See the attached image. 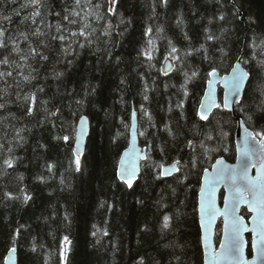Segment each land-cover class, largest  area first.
I'll list each match as a JSON object with an SVG mask.
<instances>
[{"label":"trees","instance_id":"1","mask_svg":"<svg viewBox=\"0 0 264 264\" xmlns=\"http://www.w3.org/2000/svg\"><path fill=\"white\" fill-rule=\"evenodd\" d=\"M26 2L0 0V23L10 34L30 33L36 27L21 23L32 11L21 7ZM45 4L44 22L53 27L46 28L45 23L39 27L47 33L41 37L47 47L39 46L32 36L29 42L48 59L31 61L36 79L20 89L9 80L12 87L0 100L5 103L0 109V143L5 149L0 152L7 156L11 147L19 158L15 170L0 178V264L14 246L18 264H204L198 209L202 176L220 156L235 160L237 121L222 102L207 121L197 113L208 73L213 68L220 74L230 72L236 57L244 53V66L255 75L245 104L253 119L246 124L254 131L264 128L258 108L264 101V0H169L168 7L158 0H81L79 8L74 0H45ZM72 8L95 31L90 43L84 47L73 43L65 53L66 45L51 36L56 35L58 23L77 30V25L61 19ZM221 12L228 22L215 19ZM97 15L104 18L97 22ZM3 16H10L11 23L3 22ZM149 28L151 35L146 34ZM105 30L111 34L105 36ZM206 31L220 40L206 41ZM201 45L208 48L209 60L199 53L185 57ZM172 46L184 58V71L199 73L188 85L187 96L181 90L182 74L160 71ZM20 47L27 51L22 38ZM220 48L229 55L223 57ZM145 51L152 54L151 61L141 55ZM0 71H5L4 66ZM4 87L0 82V89ZM40 88L43 92H37ZM28 93H36L39 102V111L32 116L25 114L22 99H17ZM82 99L84 106L79 107L75 101ZM44 108L60 112L49 117ZM134 110L148 154L139 179L128 188L117 174L130 142ZM237 111L245 120L240 105ZM81 115L90 118L91 133L80 158L81 171H76L74 143ZM14 129H23V141L13 139ZM64 136L69 137L67 142ZM189 140L195 150L186 146ZM176 161L180 171L157 177L160 165ZM46 165H52L51 171ZM21 189L32 197L28 203L3 197L5 190L22 197ZM242 213L249 216L246 209ZM164 216L172 219L169 229L162 231ZM221 228L222 221L218 239ZM65 236L70 244L64 243ZM61 246L66 261L60 258Z\"/></svg>","mask_w":264,"mask_h":264},{"label":"snow or ice","instance_id":"2","mask_svg":"<svg viewBox=\"0 0 264 264\" xmlns=\"http://www.w3.org/2000/svg\"><path fill=\"white\" fill-rule=\"evenodd\" d=\"M111 3H115V0H110ZM76 8H79L81 5V0H74ZM159 5L163 7H168L169 0H158ZM22 8H31L32 11L29 15L23 17L21 21L22 24L30 22L31 25H36L35 28H32L29 32H20L18 36L10 34L7 27L4 26L3 23H0V66H4L5 71H0V82H3L5 85L4 88L0 89V100L3 99L5 95L8 94V88L12 87V84L16 86L17 89H20L22 84H30L32 80L36 79L33 73L36 71L34 67H32L31 61L37 60H47L48 57L44 56L42 52L38 50V47L32 46V43L29 42V36L35 37L39 46L47 47L44 43V40L41 37L47 35L44 31H42L39 27V24L45 23L43 18V11L46 8L45 0H27L25 4L21 5ZM96 8H99V5H95ZM233 7L235 5L233 4ZM76 8L66 9V14L61 18L63 21H66L68 25H77V30L73 31L70 28L65 27L63 24L58 23L55 26L56 35L51 36V39L58 40L62 44L66 45L64 48L65 53L68 49L71 48L73 43H76L79 47H84L86 43H90L92 32L95 31V28L92 27V23L90 21H86L85 17H81V12L77 11ZM154 10V9H153ZM113 9L109 8V12H112ZM238 14V13H237ZM16 15H19L17 12ZM59 15V14H57ZM73 17H77L78 19H74ZM103 16L97 15L95 20L98 22L103 19ZM216 20L220 22H228L227 16L221 12V14L215 17ZM12 18L10 16H3L2 21L11 23ZM123 22V21H122ZM182 21L180 19L177 20V23L180 24ZM212 23V20L209 21V24ZM45 27L51 29L53 26L50 23H45ZM153 29L149 28L146 31L147 35H151ZM66 33V34H65ZM110 30H105L104 35H110ZM21 38L26 45L27 51L25 52L24 48L20 47ZM81 39L85 43H80ZM206 41H219L220 37L215 36L214 33L210 31H206L205 33ZM151 43V41H149ZM223 57L229 55L228 52H225L223 48L218 50ZM195 53L201 54L202 58L205 60H209L208 48L205 45H201L200 48L194 49L192 52H186L185 57L191 56ZM13 54H15V58H13ZM141 55L146 56L148 61L153 59V56L150 52H142ZM166 67L161 68L160 71L163 72L164 75H168L170 71H175L177 74H182L184 77V83L181 84V90L185 96L188 95L187 87L190 83L195 81L199 73L197 71H184V58L181 57L179 50L172 46L168 56L165 57ZM175 62V64L173 63ZM212 63V61H209ZM245 64V60L242 57H236V64L232 66V72L229 78H225V86L229 89V93L233 99L230 100L229 93H226L223 100V108L231 110V106L233 104L240 105L241 111L245 114V120L239 121L240 125L243 126L244 123L251 121L253 119V115L249 114L245 109V104L247 101L248 91L252 88V80L255 79V75L245 70L242 65ZM186 66V65H185ZM27 70V71H26ZM13 72L16 75H13ZM56 77L59 78L61 73H55ZM217 72L215 68L208 73V76H217ZM9 80L12 81V84H9ZM208 84H212V80H208ZM247 85V87H246ZM37 92H43V89H37ZM205 95H211L210 92L205 93ZM262 95H264V89H262ZM145 100L148 99L147 95L143 97ZM17 99H22L25 105V114L28 116H32L34 111H39V102L37 99L36 93H28L23 95V97L17 96ZM86 99V97H85ZM45 104L47 101L44 102ZM76 105L79 107H83L85 100H77L75 101ZM220 108V104H216L214 100H211L207 107L210 109L212 106ZM182 106V105H181ZM5 107V103H0V109ZM262 115H264V101H262L261 105L258 106ZM205 105L201 103L200 111H198V115L201 120H207L208 116L206 111H204ZM44 111L48 113L49 117H57L60 109L49 110L48 108H44ZM141 111L144 112L145 115L147 111L144 109L143 105H141ZM76 115L75 112L72 113ZM133 117H135V112H133ZM86 117L81 115L79 117V123L82 125L86 121ZM148 120L150 122V126L155 127L154 124H151V116H148ZM165 130L169 133V135H173L172 129L165 126ZM23 129H14L15 135L13 139L17 141V143L23 141L24 137L22 136ZM7 133H5V136ZM223 135H227L226 133ZM64 141L67 142L69 137L64 136ZM209 140L212 137H208ZM187 147L194 148L193 141H187ZM203 148V144L200 145ZM5 145L0 143V150H4ZM225 151L227 149H224ZM8 155L3 156V153L0 152V157H2V163H0V178L7 177L10 175L8 172L9 169L15 170V164L18 157H15L12 154V148L8 147L6 149ZM163 152L164 149H161ZM237 151L239 152L238 162L239 168H229V167H221L216 169V173L219 179H227L230 181L229 187L231 190L232 196V204L233 210L239 206L240 203H247L250 211L254 212L255 215L252 218V222L254 224V228L252 229L259 236V255L261 258H264V128L260 131H249L245 128V135L242 142V146L237 147ZM81 153L77 150L75 154V170L81 171V161H80ZM255 157V159H254ZM141 158L147 159V153L143 154ZM192 167L196 166V161H191ZM217 165H223L222 160H218L216 162ZM257 167L258 172L255 179L250 178L248 176L249 167ZM49 171H51L52 165H46ZM160 171L157 173V177L171 175L172 172L180 171V162L176 161L175 164L165 168L163 165H160ZM215 169V166H214ZM207 171V170H205ZM118 178L123 181L124 184L127 185L128 188L133 187L132 180L129 179V176H135V170H125L124 172H118ZM23 193L22 197L19 195H14L12 192L5 190L3 192V197L8 200H16L22 199L23 203H28L32 199L30 195L27 194L23 189L20 190ZM203 191V189H202ZM247 194L252 195V199H247ZM227 199V198H226ZM209 215H214L211 208L209 209ZM172 218L168 216L163 217L162 223V231L169 229L170 220ZM246 230V226L243 224L242 218L236 217L232 222L231 236L229 237L227 243L222 242L221 247L225 249V252L220 255L225 258H230L232 264H241L243 259V241L240 237V233ZM107 235V233H104ZM19 235V231L17 230L15 236L13 237V243H15L16 236ZM64 243L70 244L68 237L65 236L63 238ZM252 248H257V244L253 242ZM35 250V248L33 249ZM16 252L15 248L9 250V257L11 259L12 254ZM60 258L62 261H66L65 249L61 246ZM143 264V261H141Z\"/></svg>","mask_w":264,"mask_h":264},{"label":"water","instance_id":"3","mask_svg":"<svg viewBox=\"0 0 264 264\" xmlns=\"http://www.w3.org/2000/svg\"><path fill=\"white\" fill-rule=\"evenodd\" d=\"M239 57H242L244 59V53H241ZM242 67H244L245 70L248 71L244 65H242ZM216 72L218 75L214 77L210 76L209 80H212V84L209 85L207 82L205 90V93L210 92L211 95H205L204 93V96L201 100V103L205 105L204 111H206L208 119L217 109V107H215L214 105L209 109L207 107L209 102L211 100H214L216 104H220V102H222L223 104L225 94L229 93V89L225 86V78L230 77L232 69L230 70V72L225 74H220L218 70H216ZM229 98L230 100L233 99L230 93ZM200 105L198 111H200ZM237 107L238 104H233L231 106V110L226 109L232 113L233 117L237 121L234 138L236 148L235 160L230 161L226 157L220 156L214 161L210 168L205 169L207 171H204L202 176L201 189L199 191L198 197V209L199 222L202 233V245L204 251V264H232L230 258H225L220 254L225 252V249L221 247V244L222 242L226 244L229 237L231 236L232 222L236 217L242 218L243 224L246 226V230L240 233V237L244 244L243 259L241 261V264H264V258H261L259 255V236L252 231V229L254 228L252 218L255 213L249 210L247 203H240L239 206L236 207L235 210H233L231 190L229 187L230 181H228L226 178L219 179L216 173V169H219L221 167L239 168L238 156L240 154L237 151V147L242 146L245 135V128H247L249 131H254L246 123H244L243 126L240 125L239 121H243L244 119L238 114ZM133 112H135V117H133L132 113L130 126V142L128 147L123 151L121 155L118 165V172H124L126 169L129 171L134 169L135 176H129L128 178L132 180V183H135L140 177L142 171V163L144 160H146L141 157L145 153L148 154V148L144 147L141 143L138 114L135 110ZM83 116H85L87 119L82 125L78 121L74 143V153L76 154L77 150H79V152L81 153L79 158H81L86 152L88 139L91 133L90 118L87 115ZM218 160H222L223 165H217L216 162ZM173 164H167L164 167L167 168ZM257 172V167L250 166L248 169V176L255 179V177L257 176ZM175 173L176 172L174 171L171 175ZM247 199L251 200L252 195L247 194ZM210 208L214 215H209ZM243 209L247 210L249 214L248 217H246L242 213ZM220 221H222V228L221 234L218 239V226ZM253 242L257 244V248L255 249L252 248ZM12 248H15L16 252L12 254L11 259H8V251L5 257L4 264H18V248L17 246H14Z\"/></svg>","mask_w":264,"mask_h":264},{"label":"bare ground","instance_id":"4","mask_svg":"<svg viewBox=\"0 0 264 264\" xmlns=\"http://www.w3.org/2000/svg\"><path fill=\"white\" fill-rule=\"evenodd\" d=\"M12 248V247H11ZM10 250V249H9Z\"/></svg>","mask_w":264,"mask_h":264}]
</instances>
